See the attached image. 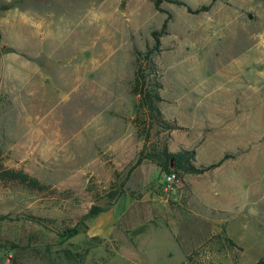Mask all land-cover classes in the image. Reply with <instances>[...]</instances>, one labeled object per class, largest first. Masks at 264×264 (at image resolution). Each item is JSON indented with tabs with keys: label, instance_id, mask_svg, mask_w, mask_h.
I'll use <instances>...</instances> for the list:
<instances>
[{
	"label": "rangeland",
	"instance_id": "1",
	"mask_svg": "<svg viewBox=\"0 0 264 264\" xmlns=\"http://www.w3.org/2000/svg\"><path fill=\"white\" fill-rule=\"evenodd\" d=\"M176 1L182 5L5 3L53 13L66 31L55 65L42 67L47 86L34 79L0 87V166L44 187L0 183V216L8 217L0 222V264H257L264 257V0ZM153 34L157 108L176 129L153 131L150 145L192 151L193 166L206 169L177 177L167 193L154 164L131 169L143 145L133 127L134 53L151 50ZM212 190L228 191L233 204L216 209L225 204L209 203ZM92 207L107 211L85 219ZM73 227L77 235L61 237Z\"/></svg>",
	"mask_w": 264,
	"mask_h": 264
},
{
	"label": "trees",
	"instance_id": "2",
	"mask_svg": "<svg viewBox=\"0 0 264 264\" xmlns=\"http://www.w3.org/2000/svg\"><path fill=\"white\" fill-rule=\"evenodd\" d=\"M160 1L161 0H156L155 5ZM166 1L176 5H182L181 2L176 0ZM10 7H12V4H5L0 6V10H7ZM206 9L207 6H201L194 11H190L188 8L186 10L187 12L198 13ZM152 36L154 45L151 50H146L144 53H134V72L130 94L137 99V103L135 106L133 127L137 138L142 140L143 145L131 169L139 166L142 161H148L154 164L163 175L168 173H173L177 177L201 175L206 169L193 166L194 154L192 151L181 150L169 153L163 143H154L150 145L151 133L153 131H156L155 135H157L159 133H169L176 129L161 117L157 108V105L161 102L158 95L160 85L157 81L152 56L158 51L157 36L159 35L153 34ZM221 161H219V163ZM0 183L17 184L29 192L40 193L44 190V187L36 180L27 177L22 172L5 170L1 168V166ZM106 211L107 208L92 207L84 218H94ZM7 218V216H0V222L7 220ZM77 233L78 231L74 227L63 229L61 237L71 238L77 235ZM257 264H264V257Z\"/></svg>",
	"mask_w": 264,
	"mask_h": 264
},
{
	"label": "crops",
	"instance_id": "3",
	"mask_svg": "<svg viewBox=\"0 0 264 264\" xmlns=\"http://www.w3.org/2000/svg\"><path fill=\"white\" fill-rule=\"evenodd\" d=\"M0 2L5 4L10 0ZM63 31H66L65 27L55 26L53 13L18 6L0 10V87L7 83L22 87L33 83L34 79L38 86H47L50 74L45 73L42 67L55 65V50L58 51L55 45H61ZM79 82L77 80L76 84ZM212 192L209 203L219 204L221 201L225 204L224 208L210 204L213 208L224 210L233 204L228 191ZM240 192L238 189L235 194Z\"/></svg>",
	"mask_w": 264,
	"mask_h": 264
},
{
	"label": "built area",
	"instance_id": "4",
	"mask_svg": "<svg viewBox=\"0 0 264 264\" xmlns=\"http://www.w3.org/2000/svg\"><path fill=\"white\" fill-rule=\"evenodd\" d=\"M176 184H178V178L175 174L168 173L166 175H163L161 187L164 193L171 191L172 187L176 186Z\"/></svg>",
	"mask_w": 264,
	"mask_h": 264
}]
</instances>
